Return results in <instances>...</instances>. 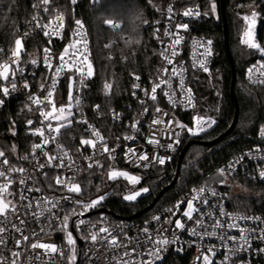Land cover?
Wrapping results in <instances>:
<instances>
[{
	"label": "built area",
	"instance_id": "obj_1",
	"mask_svg": "<svg viewBox=\"0 0 264 264\" xmlns=\"http://www.w3.org/2000/svg\"><path fill=\"white\" fill-rule=\"evenodd\" d=\"M203 1L210 2V0ZM196 6L193 0H170L160 16L150 24L153 30V37L160 49L159 52L163 50L164 46L170 44L172 40V37L164 35L165 31H170L172 33L177 32V24H187L188 28L187 30H179V35L183 39L181 43L176 46L178 54L174 57V65H168L160 57L159 64L154 66L153 71L147 74V76L138 75L140 77L139 80L133 78L134 85H139V88H132V99L135 102L133 109L131 110L128 108L129 111L126 114L116 110H112L109 114L108 122L115 127L123 128L124 132L121 134L108 128L106 129L105 126L101 125L103 116L100 113V108L97 109L94 107L91 109L89 106L88 91L93 76L84 80L83 83L87 86L83 87L80 82V74L75 72V67H81L84 69V74L86 76L87 64L82 62L83 56L87 55L89 62H91L92 59V45L87 29L84 26L80 28L76 23L68 27L64 18V27L60 30L59 36H45V29L37 28L35 23L31 22L32 19L25 23L21 36L23 40L35 36L63 40L66 36H69V41L65 47L70 44L75 46L69 48V54L65 55V61L73 65V70L68 71V64H66L65 70L61 72L59 77L55 76V68L60 64L58 57L64 53L65 47L63 52L59 55H56L51 48H45L50 50L47 53H45V49L26 52L23 48L18 67L13 65V68L16 69L14 79L17 88L15 91H11L10 89V92L16 97H19L20 102H22L26 111L30 114V117L22 128L21 135L23 138L22 140H24L22 151L15 149L12 158L8 156V153L0 144V151L5 152L6 157L13 165L17 167L22 166L27 170L25 174H12V178L16 182L10 189L14 195L9 197V199L13 200V202L19 206L25 203L19 200L21 190L32 188L33 191H25L24 194L29 200L33 201L34 210L36 212L40 211L39 207H35V201L37 200L47 198L58 202L57 208L52 210L53 213L56 214L55 216L45 212L44 215L35 219L29 213L27 216H21V218L26 221L25 225L21 227L25 235H31L32 232L39 234L37 237H32L29 243L39 239L42 242L54 243L58 249L64 251V257L58 254H52L51 257H49L44 255L43 250L37 249L35 251L41 254V259L35 260L30 259L32 250L28 249V251L22 253L18 264H69L67 258L72 253L66 243V232L61 231L62 219L66 214L70 217L67 231H70L75 239V259L71 261V264H117L116 258L122 256L124 251L131 252L133 248L136 249L134 254L123 257L125 260L132 261L133 264H147L150 259L152 264H156L170 256L186 258L187 264H204V255L209 256L211 264H264V251H261L264 249V239L260 238L264 235V232H262V230H264V215L241 213L233 210L230 205L229 193V189L232 186L241 187L238 181H236V183H231L230 178H235V176L236 178L245 179L254 184L264 185V178L260 177V172L264 171V136L261 135V129L264 128V126L259 128L257 134L260 143L244 150L228 165L222 167L221 169L224 170V175H220V169L216 174L218 177L217 181L210 187L207 188L204 182L202 186L190 190L174 204L159 211L141 223H136L128 218L120 217L106 209L107 201L115 194V189H113V187L109 191L99 195L105 197L99 205L86 210L84 205L97 199L99 196L91 199H83L81 194L77 195L76 193L68 192L66 188L55 185L54 177L57 174L71 176L73 174L72 172H69L67 168L56 169L45 167L43 170H38L34 166L37 160L40 163H47L46 157L42 155V151L48 152L50 155L60 154L61 150L57 147V143H59L63 145L64 150H67L69 156L75 161V166L80 169L75 173L76 183H78L79 176L85 170L89 169L87 167L89 163L93 164L91 169H105L107 174L111 168L127 171L136 176L137 174H141L143 176L140 183H142L153 170H165L172 166L186 140H198L205 134L214 131L218 126V120L215 117L204 116L199 113L198 97L193 87L194 77L197 75L203 76L209 74L213 70L216 60L213 43L210 45L211 55H207L205 49L209 47L207 41L210 39L197 34L198 24H200L207 15H204L205 12L201 6H199V11L201 12L200 16L186 17L182 15L187 8H193L195 10ZM169 7L173 9L171 13L168 11ZM37 14L41 24L47 23L49 19L53 20V25L47 29L50 32L52 28L55 27L56 23H58L54 19L57 14L52 15L50 12H43V10ZM58 14H60V12ZM169 17H171V19ZM253 21L254 23H252ZM113 25L119 24L113 23ZM109 26L114 29L120 27V25L119 27ZM257 26V18L250 17L248 21H245V30L240 40L243 46L246 45L243 43V40L246 38L244 35L245 32L248 31L250 27L252 39H255L257 35ZM157 29L159 30L158 33ZM25 33H27V35H25ZM157 35H159L160 39L156 38ZM77 41H79V43H77ZM85 41L87 42L86 50L84 46ZM251 49L256 53L259 59L255 63L256 68L259 69L260 64L264 63V51H261L263 47L260 45V49ZM72 54H74V58H72ZM46 56L48 59H45ZM10 59L11 51L7 52L4 51V49L0 51V64L10 62ZM199 60L205 61L208 72H204L198 66L195 68L193 67V64L197 63ZM33 61H35V63H33ZM172 67H176L177 70L181 67L187 69V71L183 73V76L185 88L191 89L192 104L187 103V93L182 92L179 88V77H174L172 79V90L176 93L174 99L177 101L182 100V103L173 105L169 102L168 98L163 94L164 91H168L166 85H162L161 89H158L157 99L155 101L151 100L149 95L145 94L146 91L149 94L151 93L153 83L157 82L161 70L168 68V75H170ZM168 75L163 78L168 79ZM257 76L258 72H254L253 79H256ZM69 77L75 79L73 95L79 96L81 103L79 106H76L75 101H71L73 105L71 109L73 113L71 116V126L61 130L57 142L49 143L42 150H36V157L34 159L32 156V146L35 143H40L42 138L38 135H33L32 132L34 129L42 126L40 122L43 118L40 116V109L43 108L45 111H49L51 106L40 105L38 107L30 100V97H39L43 99L47 96L48 91L52 89V80L56 79L57 83L54 91L56 106L57 108L62 104L67 106L70 103ZM12 79L13 77L10 75L8 80L9 84H11ZM248 80L252 83L249 77ZM25 82L29 85L27 89L24 87ZM257 85L260 86V84ZM133 92H135V95H133ZM142 101L143 103H141ZM157 107L161 109V112L156 111ZM145 109H147V111H145ZM65 115H67V113H65ZM195 116L211 118L214 119L216 123L213 124L212 127L207 128L206 131L199 133V135H192L187 131V128L178 127L180 124L187 127H194L193 118ZM29 120L33 121L31 126L28 124ZM153 120H160L162 122L160 124H153ZM81 121H87V123H82ZM53 123L55 124V121H53ZM134 124L136 125L135 128L132 127ZM89 125H91L92 128H89ZM205 127H207V125H205ZM93 129L100 132L103 140H99L93 135ZM126 137L128 139H126ZM81 139L93 140L96 145L95 148L90 145H81ZM150 139L158 141V143H149ZM176 140H178L179 143H176ZM104 144H106L109 149H114V151L103 152L102 147ZM169 145H172V147H169ZM129 149H135L136 156H132L128 153ZM126 153H128L127 157ZM143 154H146L149 160H139L138 157ZM25 156H28L29 159H22ZM110 157H114V159ZM156 157L164 158L165 163L160 165L155 162ZM96 161H98L100 165H103V167L97 166L95 163ZM237 161L240 162L236 163ZM65 162H68L67 159ZM53 163L55 164L57 162L54 161ZM230 165H233V167H229ZM3 168L4 166L0 165V170ZM43 173H47V177H45ZM21 175L26 177V183L24 185L19 184ZM118 181L123 182L127 186L122 196L123 203H133L147 194H142L137 197L135 201H126L123 197L130 193L133 186L124 178H118L116 180L109 179V182L112 184ZM2 182L3 179L0 178V183ZM50 184L52 187H49ZM36 188H39L40 191H35L34 189ZM201 188L205 189L203 193L199 192ZM233 188L234 187H232V189ZM194 196H196L197 199L194 200L193 203L195 207L199 209V212L193 213V219L189 220L187 217L183 216V212L187 208L186 202ZM64 197H68V199H64ZM205 200L207 204L204 203ZM76 201H81L82 203L77 204ZM180 201H184L185 203L180 204L179 209H177L175 206ZM40 207H50V205H44L42 203ZM168 209H173L175 215H173V212H169ZM73 210H75L74 214ZM155 216H159L160 220H154L153 217ZM256 217L260 219H254ZM177 219L185 224L184 229H177L175 227V220ZM11 220L12 223L19 224L16 216H12ZM81 220H83L84 223L78 228L77 225ZM166 220H171L172 223H165ZM197 220L202 221L203 226L197 225ZM216 220H220L225 227L214 229L213 225ZM231 223H235L238 227L228 228L227 225ZM101 227L107 228L111 235L116 236L121 244H126L127 248H112L105 240L101 239V237L108 236V233L99 232ZM42 228L44 229L43 232H41ZM145 228L148 229V233L143 231ZM161 228L166 229V231L161 233L159 231ZM193 228L196 229L197 234H193ZM240 228L245 229L247 232L248 245L243 250L232 251L233 249H238L239 244L243 243V241L239 239ZM212 231H215L216 234L205 235V232ZM93 233L98 235L96 242L91 240V235ZM149 236L154 240L165 238L170 241L168 245L164 246L163 251L160 253L162 259L156 260L154 257L148 255V250L154 247L148 240ZM222 236L225 237V239H222ZM230 236L237 237V240L232 241L226 239V237ZM19 238L20 234L11 228H9L8 233H5V244L0 245V258L4 259L5 264H11V260L14 259V257L11 256L12 251H21V249L15 247V241ZM23 247L27 246L22 245V248ZM209 249H212V252H210ZM226 257H228L227 260L225 259Z\"/></svg>",
	"mask_w": 264,
	"mask_h": 264
},
{
	"label": "trees",
	"instance_id": "obj_2",
	"mask_svg": "<svg viewBox=\"0 0 264 264\" xmlns=\"http://www.w3.org/2000/svg\"><path fill=\"white\" fill-rule=\"evenodd\" d=\"M169 2L170 0H76L72 4L71 0H51L48 5L50 14L60 12L64 15L68 27L79 20L88 31L94 71L88 91L89 106L92 109L99 105L103 116L101 125L106 129L120 134L124 132L123 128L108 122L109 114L112 110L125 114L129 109L132 110L135 105L132 99L134 75L147 76L159 64L160 49L150 24L160 16ZM193 3L208 13L198 24L197 34L212 41L216 54L213 70L209 74L194 77L193 87L198 97L199 113L218 120L216 129L197 141L206 144L219 139L232 126L237 110L238 122L233 132L219 142L211 146L199 143L192 145L184 157L174 187L165 192L156 206L141 217L134 218L147 209L160 191L173 181L180 153L172 166L165 170H155L157 174L149 175L132 188L149 189L146 195L133 203H123L122 196L127 186L121 181L110 183L105 169H87L79 176L83 199L95 198L113 187L115 194L107 201L106 209L136 223L149 219L190 190L202 186L206 179L216 175L237 155L260 143L257 134L259 128L264 126V86L248 80L247 70L259 59L255 52L247 51L240 45L243 31L240 15L250 10L259 13L260 24L256 40L264 49V0H224L228 45L236 72L234 97L231 95L232 65L225 47L221 0H215V13L210 10V2L193 0ZM33 4H39V0H0V49L11 51L15 40L22 36L25 23L42 10L43 5L33 8ZM109 20L120 27L111 28L106 23ZM68 41L69 36L63 40L35 36L23 40V45L26 52L51 48L59 55ZM106 81L112 84L109 95H105ZM9 85V81L0 79V86ZM0 100H3V104H0V144L8 156L13 158V148L20 151L23 149L21 133L30 114L19 97L11 92L7 96L0 92ZM192 141L186 140L183 147ZM230 181H238L243 188L242 192H234L232 187L229 189L231 208L241 213L264 215V185L236 176L231 177ZM160 264H187V260L170 256Z\"/></svg>",
	"mask_w": 264,
	"mask_h": 264
},
{
	"label": "snow or ice",
	"instance_id": "obj_3",
	"mask_svg": "<svg viewBox=\"0 0 264 264\" xmlns=\"http://www.w3.org/2000/svg\"><path fill=\"white\" fill-rule=\"evenodd\" d=\"M51 0H39V4H33V8H38L40 7V5H43V12L47 13L49 12V8L48 5L50 4ZM72 4L76 3V0H71ZM210 10L212 13H215L216 11V4H215V0H210ZM168 11L171 13L173 11V9L171 7L168 8ZM183 16H200L201 12L199 11V5H197L195 7V10L193 8H187L183 13ZM204 15H208V13H204ZM253 16L256 15L255 12H253L252 14ZM171 19V17H169ZM58 23H56L55 27L52 28V31H48L47 29H49L52 25H53V20L49 19V21L45 24H41L38 18V14L34 15L32 17V21L35 23V26L37 28H43L45 29L44 31V35L45 36H50V35H60V30L63 29L64 27V16L62 13L57 14L54 18ZM245 21L249 20L248 16H245L243 18ZM107 24L114 26V27H119V25H113L112 21H107ZM254 23V21L252 22ZM76 24L82 28L83 24L81 21L77 20ZM188 25L187 24H177L176 25V29L177 32L172 33L170 31H165L164 35L165 36H169L172 37L171 43L164 46L163 50L159 53V56L161 57L162 60H164L168 65H174L175 61H174V57L178 54L176 51V46L179 45L182 41V37L179 35V30L183 29V30H187ZM159 32V30L157 29V33ZM25 35H27V33H25ZM245 39L243 40V43L246 44L248 47L250 48H257L260 49V45L255 43V41L252 39L251 36V28L249 27V30L245 32ZM157 39H160L159 35H157L156 37ZM77 43H79V41H77ZM161 43L163 44V41L161 40ZM212 44V41H207V45L209 47H207L205 49V52L207 55H211V48L210 45ZM75 45H68L65 47L64 49V53L61 54L58 59L60 61V64L55 68V76L59 77L61 72H63L65 70V65L68 64L67 61H65V55L69 54V48L74 47ZM84 46H85V50L87 49V42H84ZM23 37L17 38L14 42V48L11 50V59L10 62H5L3 64H0V79L4 80V81H8L9 80V76L11 75L13 77L11 84H10V88L6 87V86H0V92L3 93V95L7 96L9 95L10 89L11 91H15L17 88V85L15 83V71L16 69L13 68V65H16L18 67L19 64V59L21 56V53L23 51ZM0 51H3V49H0ZM45 53L49 52V49H45L44 50ZM261 51H264V49H261ZM72 58H74V54H72ZM45 59H48V57L46 56ZM84 63L87 64V74L85 76L84 74V69L81 67H75V72L80 74V82L81 85L83 87H86L87 85L84 84V80L86 78H91L94 75V71H93V66L91 64V62L88 61V56L84 55L83 56V61ZM33 63H35V61H33ZM50 66V65H49ZM199 67L201 70H203L204 72H208V68L205 65V61L204 60H199L197 63L193 64V67ZM51 67V66H50ZM68 71H72L73 70V65L68 64L67 67ZM187 69L181 67L179 70H177L176 67H172L171 68V74L168 75L169 73V69L168 68H164L161 70V74L158 77L157 82L153 83V86L151 88V93L149 94L147 91L145 92L146 95H149L150 99L155 101L157 99V91L158 89H161L162 85H166L168 88V91H164V96L168 98L169 102L172 103L173 105L177 104V103H182L183 101H177L174 99L176 93L174 90H172V79L174 77H179V88L182 92H186L188 95V100L187 103L188 104H192V93H191V89L190 88H185V81H184V76L183 73L186 72ZM248 77L249 79L252 81V83L254 84H260V85H264V63H261L259 66V69L256 68L255 65H253V67H250L248 70ZM254 72H258V76L256 79H253V74ZM168 75V79H164L163 77ZM134 78L136 80H139L140 77L138 75H134ZM70 80V88H69V101L70 103L65 106V105H60L59 108H57L55 100H54V91H55V85L57 83L56 79L52 80V89L48 91L47 96H45L43 99L39 98V97H30V100H32V102L37 105L38 107L40 105H50L51 109L49 111H45L43 108L40 109V116L43 118L41 120V127L36 128L33 130L32 134L33 135H38L40 136L41 142L40 143H35L32 146V156L35 159L36 157V150H42L45 146H47L49 143H53V142H57L58 136L61 133V130L63 128L66 127H70L72 124V119L71 116L73 115L71 109L73 107L71 101H75V105L79 106L81 103L80 97L79 96H74L73 95V85L75 83V79L73 77H69ZM24 87L27 89L29 87L28 83L25 82L24 83ZM134 88H139V85H134ZM104 89H105V95H109L111 93V89H112V84L109 82H105L104 84ZM133 95H135V92H133ZM143 103V101L141 102ZM0 104H3V100H0ZM194 106V105H193ZM97 109H99V105L95 106ZM145 111H147V109H145ZM157 112H161L160 108H156ZM65 113H67V115H65ZM194 127H187L185 125H178V127H183V128H187V131L189 133H191L192 135H199V133L204 132L207 130V128L212 127L213 124L216 123V121L214 119L211 118H205V117H201V116H195L194 118ZM53 121H55V124L53 123ZM82 123H87V121H81ZM162 121L160 120H153V124H160ZM33 123V121L29 120L28 124L29 126H31ZM172 123V122H169ZM46 125V127H45ZM205 125H207V127H205ZM133 128L136 127V125H132ZM89 128H92L91 125H89ZM47 133V134H46ZM93 135L99 139V140H103V137L101 136L100 132L98 130L93 129ZM178 135V133H177ZM261 135L264 136V128L261 129ZM126 139H128L126 137ZM158 143V141H153V140H149V143ZM176 143H179L178 140L175 141ZM81 145H90L93 148H95V142L91 139H81L80 141ZM57 147L61 150L60 154L58 155H50L48 152H43L42 151V155L44 157H46L47 163H40L38 160L36 161V164L34 165L38 170H43L45 167H49V168H56V169H64L67 168L69 170V172H72L73 174L71 176H63L61 174H57L54 177V181H55V185L59 186V187H64L67 189L68 192L71 193H76L77 195H79L82 192V188L81 185L79 183L75 182V173L78 172L80 169L78 167L75 166V161L72 160V158L69 156V153L67 150H64L63 145L57 143ZM169 147H172V145H169ZM13 151H15V148H13ZM102 151L103 152H111L114 151V149H109L107 147L106 144L103 145L102 147ZM128 153H130L132 156H136V150L135 149H129ZM128 153H126V157L128 156ZM0 165H3L4 168L2 170H0V178L3 179V182L0 183V245H4L5 244V239H4V235L5 233L9 232V228H11L12 230H14L15 232L20 234V238L16 239L15 241V247L17 249H21V251H12L11 252V256L14 257V259L11 260V264H18V262L20 261V258L22 256L23 252L28 251V249L32 250V255L30 257V259H35V260H40L41 259V254L37 253L35 250L37 249H41L43 250V253L45 256H49L51 257L52 254H58L61 257H64V251L62 249H58L57 246L54 243H46V242H42L39 239H36L34 242L29 243V241L32 239V237H37L39 234L36 232H32L31 235H25L23 232V228L21 226L25 225L26 221L25 219L21 218V216H27L29 213L33 216V218L38 219L39 216L44 215L45 212L51 213L53 216H55L56 214L53 213V209L57 208V204L58 202H55L51 199H47V198H42V200H37L35 201V207H39L40 211L36 212L34 210V203L32 200H29V198L24 194L25 191H33L32 188H27L22 189L19 195V200L21 202H25L20 204L19 206L13 202V200L9 199V197L13 196L14 193L12 191H10L12 185L16 182L13 180L12 178V174H25L26 173V169L22 166L17 167L15 165H13L11 163V161L6 157V154L4 151H0ZM111 159H114V157H110ZM22 159L24 160H28V156L23 157ZM67 159V163L65 162ZM91 159V158H88ZM139 160L141 161H147L149 160V157L146 154L140 155L138 157ZM54 161H56L57 163H53ZM131 162V161H130ZM155 162L159 163L160 165H163L165 163V159L162 157H156L155 158ZM240 161H237L236 163H239ZM97 166L99 167H103V165H100L98 161L95 162ZM147 166V165H145ZM87 167L89 169H91L93 167L92 163H89L87 165ZM229 167H233V165H230ZM43 175L45 177H47V173H43ZM220 175L223 176L224 175V170L221 169L220 170ZM260 177L264 178V171L260 172ZM108 178L110 180H116L118 178H124L125 180L128 181L129 184H131L133 186V188H135V185L140 183L141 177L136 176V175H132L127 171H121L115 168H111L108 171ZM26 183V177L21 175V178L19 179V184L20 185H24ZM49 187H52V185L50 184ZM35 191H40L39 188L34 189ZM205 191L204 188L199 189L200 193H203ZM149 189L148 188H140L137 190H130V193L127 195H124L123 199L126 201H135L137 199V197L141 196L144 193H148ZM215 194V193H213ZM64 199H68V197H64ZM105 199L104 196H99L97 199L92 200L90 203L85 204L84 208L90 209L93 208L97 205H99L103 200ZM197 197L194 196L192 199L188 200L187 203V208L186 210H184L183 212V216L187 217L189 220L193 219V213L199 212V209L195 207L193 201L196 200ZM44 205H50V207H40L41 204ZM77 204L82 203L81 201H76ZM185 203L184 201H180L178 202V204L175 206L177 209H179L180 204ZM205 204H207V201H204ZM169 212H173V215H175V212L173 211V209H168ZM75 213V210H73V214ZM82 214V213H81ZM223 215V213H222ZM12 216H16V218L19 221V224L16 223H12L11 217ZM69 215L66 214L63 216L62 219V228L61 231H65L66 232V243L69 246L70 250H71V255L67 258L69 264H71V261L75 259V254H74V245H75V239L72 236V233L70 231H67L68 228V222H69ZM154 220L159 221L160 217L159 216H155L153 217ZM251 219V218H249ZM254 219H260L259 217H256ZM84 221L81 220L79 221V224L77 225V227L79 228L80 225H83ZM165 223H169L171 224L172 221L171 220H166ZM196 224L199 226H203L202 225V221L197 220ZM175 227L177 229H184L185 224L181 222V220L177 219L175 220ZM225 225L222 224L220 222V220H216L213 228H224ZM228 228H237L238 225H236L235 223H231L227 225ZM44 229H41V232H43ZM143 231L145 233H148V229L145 228L143 229ZM161 233L163 231H166V229L161 228L159 230ZM240 237L239 239L241 241H243V243L239 244L238 249H233L232 251H236V250H243L245 249V247L248 245V237H247V232L245 229L240 228ZM100 233H108V236L105 237H101V239L105 240L106 243H108L112 248H127L126 244H121L116 236L111 235V233L109 232V230L105 227H101L99 229ZM193 234H197L196 229L193 228L192 229ZM262 232H264V230H262ZM215 231L212 232H205V235H215ZM222 239H225V237H221ZM261 239H264V235H262L260 237ZM98 239V235L93 233L91 235V240L93 242H96ZM226 239L228 240H232V241H236L237 237L235 236H230V237H226ZM148 240L150 243H152L154 245V247L152 249L148 250V255L150 257H154L156 260H160L162 259L160 253L163 251L164 246L168 245L170 243V241H168L165 238H160V239H153L151 236L148 237ZM22 245H26L27 247H23ZM210 252H212V249H209ZM261 251H264V249H262ZM136 252V249L133 248L131 250V252L129 251H124L122 256L116 258V262L117 264H133L132 261L130 260H125L123 257H128L131 256L132 254H134ZM214 254V252H213ZM226 260L228 259V257L225 258ZM204 260V264H211V261L209 259L208 255H204L203 257ZM0 264H5V261L3 258H0ZM147 264H152L151 259L147 262Z\"/></svg>",
	"mask_w": 264,
	"mask_h": 264
},
{
	"label": "water",
	"instance_id": "obj_4",
	"mask_svg": "<svg viewBox=\"0 0 264 264\" xmlns=\"http://www.w3.org/2000/svg\"><path fill=\"white\" fill-rule=\"evenodd\" d=\"M221 5H222V15H223V20H224V38H225V47H226V51H227V54H228V58L231 62V65H232V86H231V95L232 97H234V89L235 88V83H236V72H235V67H234V64H233V60H232V56H231V53H230V50H229V45H228V30H227V24H226V14H225V4H224V0H221ZM238 110H237V113H236V116H235V119L233 121V124L232 126L230 127V129L224 134L222 135L219 139L215 140L214 142H208V143H203V142H199L197 140H193L192 142H189L185 147H183L180 151V154H179V157H178V162H177V171H176V174H175V177L173 179V181L168 185V186H165L161 191L160 193L155 197V199L153 200L152 204L149 205V207L147 209H145L144 211L140 212L139 214L135 215L134 218H138V217H141L143 216L144 214H146L147 212L151 211L159 202V200L163 197V195L165 194V192L167 193L169 190H171L178 177H179V174L181 172V166H182V163H183V160H184V157L185 155L187 154L188 150L190 149V147H192V145L196 144V143H199L201 145H205V146H211L217 142H219L220 140H222L223 138H225L226 136L230 135L233 130L235 129L236 125H237V122H238ZM218 179V177L216 175H212L210 176L208 179L205 180V185L208 187H210L214 182H216ZM164 261V260H163ZM163 261L157 263V264H160L162 263Z\"/></svg>",
	"mask_w": 264,
	"mask_h": 264
},
{
	"label": "rangeland",
	"instance_id": "obj_5",
	"mask_svg": "<svg viewBox=\"0 0 264 264\" xmlns=\"http://www.w3.org/2000/svg\"><path fill=\"white\" fill-rule=\"evenodd\" d=\"M253 12H255L256 13V15L255 16H253L252 14H253ZM245 16H248L249 18L250 17H253V18H257V20H258V26H257V30H258V28H259V21H260V15H259V13L256 11V10H250L249 12H245V13H243V15L241 14L240 15V18H241V20H242V24H243V31L245 30V20L243 19ZM243 31H242V33H241V36L243 35ZM240 40H241V37H240ZM255 42H257V40H256V38L255 39H253ZM258 43V42H257ZM240 45L242 46V47H244L247 51H253L251 48H249L248 46H246V45H242V43H241V41H240ZM24 46V45H23ZM24 48V47H23ZM254 52V51H253ZM210 117H212V116H210ZM197 150H198V148H196ZM152 174H157V172L155 171V170H153L152 172H151V174H150V176L152 175ZM137 176H139V177H141L142 178V176L143 175H141V174H137ZM232 187H234L233 188V191L234 192H242V190H243V188L242 187H239V186H232ZM81 194V193H80ZM102 216V215H101Z\"/></svg>",
	"mask_w": 264,
	"mask_h": 264
}]
</instances>
